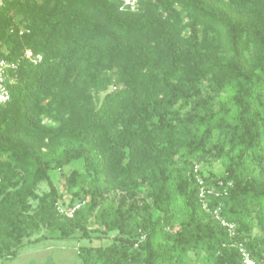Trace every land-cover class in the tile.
<instances>
[{
  "label": "trees",
  "instance_id": "obj_1",
  "mask_svg": "<svg viewBox=\"0 0 264 264\" xmlns=\"http://www.w3.org/2000/svg\"><path fill=\"white\" fill-rule=\"evenodd\" d=\"M1 58L0 262L46 228L79 264L264 263V0H4Z\"/></svg>",
  "mask_w": 264,
  "mask_h": 264
},
{
  "label": "rangeland",
  "instance_id": "obj_2",
  "mask_svg": "<svg viewBox=\"0 0 264 264\" xmlns=\"http://www.w3.org/2000/svg\"><path fill=\"white\" fill-rule=\"evenodd\" d=\"M103 95L104 93H101L100 97L102 98ZM79 164L73 165L77 167ZM70 167H66L65 171L69 172ZM199 167L202 169L204 175H208L210 171L221 173L224 170L222 161L213 163V165L203 164ZM55 180L57 185L62 188L64 179L62 177L60 179L55 177ZM48 189V184L42 183L39 185L38 192L43 193L48 191ZM45 235H49L48 238H42ZM37 238L42 239L32 241ZM104 243H106V240ZM84 244H88V241L86 239H78V235L62 239L56 236V234L48 232L46 228H42L39 232L33 233L29 238L24 240L15 258L0 262V264H79L76 249ZM94 244H99V241L95 240Z\"/></svg>",
  "mask_w": 264,
  "mask_h": 264
},
{
  "label": "built area",
  "instance_id": "obj_3",
  "mask_svg": "<svg viewBox=\"0 0 264 264\" xmlns=\"http://www.w3.org/2000/svg\"><path fill=\"white\" fill-rule=\"evenodd\" d=\"M3 1L4 0H0V5L3 3ZM121 6L122 8L124 7V8H129L131 10H135L139 6V0H121ZM24 57L33 63H37L42 59V56L40 54H36L31 49L28 48L24 52ZM15 68H17L16 62L6 58L0 59V106L7 103L10 100L11 94H10V89L7 85V80L9 79L12 71ZM198 170H200V168L197 166L195 171L197 174L196 177L199 185V192H200L199 194L203 206L206 209H209V205L206 199L207 195H218L220 192L215 188L208 186L205 183L204 178L198 173ZM83 204L84 202H78L74 206H65L59 203L58 210L60 213L65 214L68 217H73L76 210L79 209ZM212 211L213 214L221 222V224L227 227L228 231L231 234H233L235 229V223L223 218L220 214L219 208H216ZM239 249L243 257V262L245 264H264L258 262L255 258H253L242 244L239 245Z\"/></svg>",
  "mask_w": 264,
  "mask_h": 264
}]
</instances>
